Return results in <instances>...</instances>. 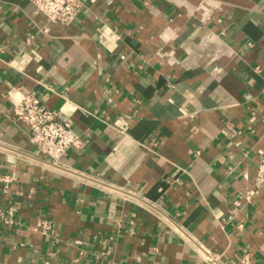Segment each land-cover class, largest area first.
I'll use <instances>...</instances> for the list:
<instances>
[{"label": "crops", "instance_id": "0c3cea01", "mask_svg": "<svg viewBox=\"0 0 264 264\" xmlns=\"http://www.w3.org/2000/svg\"><path fill=\"white\" fill-rule=\"evenodd\" d=\"M81 1L49 24L0 0V176H16L0 264H264V188L244 199L264 149V0ZM27 92L80 136L58 165L13 114Z\"/></svg>", "mask_w": 264, "mask_h": 264}, {"label": "built area", "instance_id": "2783aa9c", "mask_svg": "<svg viewBox=\"0 0 264 264\" xmlns=\"http://www.w3.org/2000/svg\"><path fill=\"white\" fill-rule=\"evenodd\" d=\"M29 1L46 17L49 24L73 23L83 6L81 0ZM43 31L45 32L47 29L45 28ZM13 114L22 128L28 132L31 143L38 147L43 157L54 164H60L68 151L81 143L80 136L72 125L67 121H61L59 112L48 109L34 92L24 93L17 102L13 101ZM15 181L16 176L14 173L0 176V182L5 193L9 191L10 186ZM262 188H264V149L259 155L255 187L245 191L244 199L251 203ZM235 205L240 206V200H236ZM15 216V205L0 208V223L12 226L16 221ZM36 229L47 235L52 229V224L48 220H42L38 223ZM208 258L212 264H217V257L209 255ZM237 264H252L250 253L246 252L242 255Z\"/></svg>", "mask_w": 264, "mask_h": 264}]
</instances>
